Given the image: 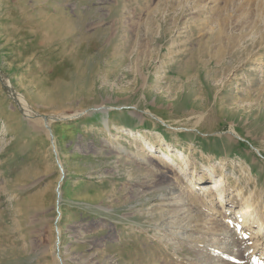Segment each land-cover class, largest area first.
I'll list each match as a JSON object with an SVG mask.
<instances>
[{"label": "rangeland", "instance_id": "rangeland-1", "mask_svg": "<svg viewBox=\"0 0 264 264\" xmlns=\"http://www.w3.org/2000/svg\"><path fill=\"white\" fill-rule=\"evenodd\" d=\"M223 177L264 206V0H0V264H196Z\"/></svg>", "mask_w": 264, "mask_h": 264}, {"label": "bare ground", "instance_id": "bare-ground-1", "mask_svg": "<svg viewBox=\"0 0 264 264\" xmlns=\"http://www.w3.org/2000/svg\"><path fill=\"white\" fill-rule=\"evenodd\" d=\"M1 79L4 80L8 93L12 97H14L16 102L19 104L21 110L24 112V115H26V117L30 119L35 118V115L30 111V107L26 104V102H24L23 100L19 98L18 94L11 88V85L9 84V82L5 80L4 77H2ZM102 111L107 112L106 109ZM66 118H67L66 115L52 116V118H50V121L51 122L64 121L66 120ZM31 121H37V120H31ZM42 121L44 123V120ZM49 130H50L49 124L46 125V123H44V131L47 132L49 137H51ZM126 135L128 136V138H130L131 140H134L139 145L147 144L146 138L143 136H140V139L138 141L133 134L126 133ZM111 137L114 138L113 135ZM119 152H121L122 155H129V152L127 151V149H124L122 147L119 148ZM143 154H146V153L144 152ZM151 157L154 159L155 158L162 159L160 158V156H156V153L152 154ZM138 159L144 160L145 158L143 157V155H140ZM144 161L146 164H148V162L150 164L149 160L145 159ZM183 162L184 160L182 161V163ZM223 166H227V163L225 161H224ZM182 167H183L182 171L185 175L188 172V168H190L189 171L194 170L195 172V168L190 166L189 163L184 162ZM224 169L225 167L222 169V171ZM204 181H206L205 177L198 180L199 183L204 182ZM206 192L207 193L205 195L208 197V200H210L209 201L210 205L207 206L206 209L209 210L211 215L206 214L202 216L199 213L201 216L194 217L195 219L198 218V221H199L198 224H195V226L190 225L189 227L191 228L190 230L192 232L190 237H194L197 240V244H198L197 252L199 253L195 252L198 254L196 256L198 258V260L196 261V264L197 263L199 264H219V261L223 258L232 260L236 257V253L234 252V249L236 247H241L243 251L242 254L246 256L245 261L247 262V264H264V206L261 202L262 200L261 201L258 200L257 203L253 202V200H250V201L247 200V201H244L243 204H239L238 199L232 200L228 198L229 189L227 190L226 188L224 177L221 178L219 182H215L213 186L209 187V189L206 190ZM216 192H220L218 194V197H216ZM214 195H215V200L213 198ZM238 196L240 197V199L241 198L243 199L242 192L238 191ZM217 198L219 199V201L216 202ZM224 203H226L227 208H224V206L222 205ZM238 204H239V209H237L236 211L235 208L236 207L238 208ZM241 220L244 221L243 226H241L239 223V221ZM204 223L211 226L210 227L211 229L214 227L212 225H216V227H219V229L218 230H216L215 228H213L212 230L207 229L204 226ZM256 227H260V230L257 233V235H256V232L254 231V228L256 229ZM208 230H211V232H209ZM252 234L253 235L255 234L256 237L258 238L252 237ZM254 240H256V243L258 242L261 243L259 244L260 247L254 244ZM192 241H195V240H192Z\"/></svg>", "mask_w": 264, "mask_h": 264}]
</instances>
